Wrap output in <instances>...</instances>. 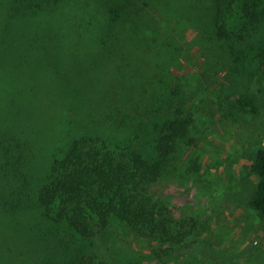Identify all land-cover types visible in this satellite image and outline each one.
<instances>
[{"label":"rangeland","instance_id":"obj_1","mask_svg":"<svg viewBox=\"0 0 264 264\" xmlns=\"http://www.w3.org/2000/svg\"><path fill=\"white\" fill-rule=\"evenodd\" d=\"M48 1L0 0V30L10 24L11 37L23 40L26 25L40 20H71V36L84 39L52 55L53 66L44 65L39 49L30 55L10 36L0 42V144L12 150L0 152V264H65L67 251L88 244L46 223L34 201L53 155L82 135L116 142L141 123L151 128L165 118L190 122L163 178L149 189L168 209L171 233L181 236L162 264H264V224L251 206L252 161L264 145V59L257 58L264 22L244 40L221 42L198 35L186 14L173 8L162 18L151 10L137 13L133 0L125 11L132 20L111 29L118 42L99 53L85 41L102 36L108 7L117 0ZM197 1L208 21L216 4L223 7L222 0ZM238 10L224 13L231 23ZM85 16L94 23L77 28ZM60 89L67 101L60 102ZM152 98L166 110L145 105ZM19 151L23 159L16 158ZM92 242L91 251L118 264H161L148 242L120 223Z\"/></svg>","mask_w":264,"mask_h":264},{"label":"trees","instance_id":"obj_2","mask_svg":"<svg viewBox=\"0 0 264 264\" xmlns=\"http://www.w3.org/2000/svg\"><path fill=\"white\" fill-rule=\"evenodd\" d=\"M46 1V4L53 3ZM136 1L137 13L151 10L157 14V18H162V12L173 8L194 19L198 35L206 34L205 36L221 42H227L232 37L244 40L246 34L264 22V0H222L223 7L216 4L215 18L210 21L204 17L197 0H162L168 4L162 6L159 4L161 0ZM132 3L133 0H117L115 6L109 5L105 20L107 27L105 31H101L102 36L95 40L87 39L85 43H89L99 53L106 52L108 46L116 44L118 39L111 29L132 20L133 16L125 12ZM232 10H238L234 13V23L225 15ZM79 18L77 28L87 29L94 23L91 16ZM73 24L71 20H40L35 24L30 23L26 25L29 30L26 38L21 40L11 37V26L4 23L1 24L0 42L10 36V41L25 46L24 51L30 55L39 49L38 52L44 54L40 56L44 65H52L49 61L52 55L58 56L60 52L76 49L80 41L82 44V35L71 36L69 32ZM147 31L145 32L148 34ZM42 32L44 39L40 36ZM258 50L257 58L264 59V49L259 46ZM107 55L120 60L119 56ZM23 92H28L25 94L28 97L33 95L29 93L30 88H25ZM60 92L63 93V90L58 91L60 102L67 101ZM158 100L152 98L145 105L153 107L156 113L166 110L162 107L164 101L159 100L162 103L160 105ZM189 122L187 119L165 118L153 123L151 128L140 122L131 137H123L116 142L99 134H86L71 140L60 156L53 155L34 201L41 209L42 219L50 226L67 231L78 240H88L86 248L81 245L73 254L70 250L64 254L67 260L65 264H118L91 251L96 249L93 239L104 238L115 223L126 227L136 239L148 242L153 260L162 264L171 257L172 246L181 242V236L171 233L170 213L163 204L150 196L149 189L163 178L178 143L188 135ZM11 151L8 145L0 144L1 153ZM19 156L23 159L20 151L16 158H20ZM24 158L31 161L29 155ZM21 159L16 160L20 162ZM251 170L256 177L251 206L264 224V145L255 152ZM157 244L169 246L162 249ZM60 245L59 242L58 246ZM61 246L59 249L56 247L58 252ZM134 261L136 260H131L130 263Z\"/></svg>","mask_w":264,"mask_h":264}]
</instances>
